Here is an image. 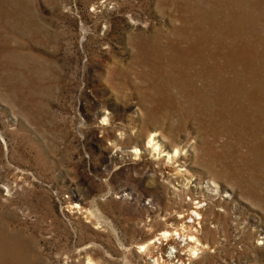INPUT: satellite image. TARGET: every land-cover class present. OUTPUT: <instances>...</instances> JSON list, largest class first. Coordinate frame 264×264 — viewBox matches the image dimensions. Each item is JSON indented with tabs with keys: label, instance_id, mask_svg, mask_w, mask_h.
<instances>
[{
	"label": "rangeland",
	"instance_id": "1",
	"mask_svg": "<svg viewBox=\"0 0 264 264\" xmlns=\"http://www.w3.org/2000/svg\"><path fill=\"white\" fill-rule=\"evenodd\" d=\"M151 256L264 264V0H0V264Z\"/></svg>",
	"mask_w": 264,
	"mask_h": 264
},
{
	"label": "bare ground",
	"instance_id": "2",
	"mask_svg": "<svg viewBox=\"0 0 264 264\" xmlns=\"http://www.w3.org/2000/svg\"><path fill=\"white\" fill-rule=\"evenodd\" d=\"M256 66V65H255ZM154 135L153 136H150L148 139H149V144L152 146V148H153V151H155V150H158V143H156L157 141H153L154 140ZM138 153V152H137ZM159 153V152H158ZM175 154H177V150L175 151ZM201 202V201H200ZM199 202V203H200ZM196 203V202H195ZM209 204V203H208ZM195 205V204H194ZM197 205H198V203H197ZM196 205V206H197ZM201 207V206H200ZM196 209H199V207H196ZM202 210V209H201ZM192 212V211H191ZM200 210L198 211V210H194V212H193V216L195 217L194 218V222L197 220V219H201V215H200ZM204 213V212H203ZM188 214H189V212H188ZM181 215V214H180ZM190 215V214H189ZM192 216V217H193ZM204 216V215H203ZM177 217V216H176ZM185 217H186V215H185ZM175 218V217H174ZM187 218H189V217H187ZM205 218V217H204ZM203 218V219H204ZM202 219V220H203ZM186 220V218H182V216H179L178 217V219H177V222H179V223H181V229L179 230L178 229V231H179V236H177V238H180L181 239V242H183V245L185 246V247H188L189 249H188V251H189V254H196L197 253V251L200 249V245H201V243L199 242V236L197 235L198 233H199V230H196V229H194V226H195V223H194V225H191V223H190V225L188 224L189 222H187V221H185ZM203 221H205V220H203ZM203 221H202V223H203ZM176 222V223H177ZM178 223V224H179ZM198 225L199 224H201V222H198L197 223ZM188 226L189 227V229H186L185 228V226ZM172 227V226H171ZM184 231H186V232H184ZM202 232V231H201ZM204 232V231H203ZM208 232V231H207ZM187 233V234H186ZM203 234V233H202ZM201 235V234H200ZM174 237L175 235L173 234V233H171V232H169L168 230H163V232L162 233H160V235H159V238L157 239L158 241H161V240H167V239H169V237ZM170 237V238H171ZM171 239H174V238H171ZM177 240V239H176ZM169 243V242H168ZM177 243V242H176ZM180 244V243H179ZM183 245H181V246H183ZM142 249H146L147 248V246H145L144 244L142 245L141 244V246H140ZM178 247V246H177ZM183 249V248H182ZM186 249V248H185ZM175 251H171L170 252V254H169V257L167 258L168 260H170L174 255H173V253H174ZM181 252V251H180ZM184 252V251H183ZM181 255V254H180ZM179 255V256H180ZM151 261L153 262V264H156L157 262H158V258L157 259H154V257H152L151 256ZM175 258V257H174ZM91 259V258H90ZM168 260H166V261H168ZM172 260V259H171ZM179 260V259H178ZM164 262V261H163ZM92 262L89 260L88 261V263L87 264H91ZM158 263H160V262H158ZM167 264V263H166ZM170 264V263H169ZM183 264V263H182Z\"/></svg>",
	"mask_w": 264,
	"mask_h": 264
}]
</instances>
